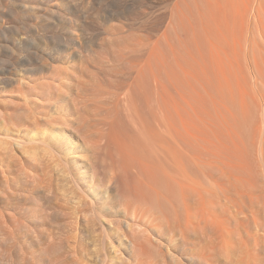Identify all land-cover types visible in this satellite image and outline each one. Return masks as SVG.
<instances>
[{
  "label": "rangeland",
  "instance_id": "obj_1",
  "mask_svg": "<svg viewBox=\"0 0 264 264\" xmlns=\"http://www.w3.org/2000/svg\"><path fill=\"white\" fill-rule=\"evenodd\" d=\"M63 1L64 2L69 1V4L72 2V0H63ZM145 1L146 0H140V1L139 0H74L73 3L75 4L76 7L73 5V3L71 5H73L75 8L78 7L77 9H74L71 12H69V11L67 12V10L61 11V14L63 13L62 16L66 15L65 16L66 18H63V21L65 20V22H63L62 20L60 21V19H61V17H59L60 14L57 17H56L57 14H54V15L51 14V15H53L54 18H56V19L59 18L57 21H59L60 23H58L54 19H51L53 17H51L50 14H49L50 16H48V14L42 16V17L46 16L47 18L50 17L48 20H47V18L45 19V17L42 18L40 15H42L44 12L42 13L41 11L39 13L36 12L37 14L34 13L35 15L41 17V18L37 17L38 22L35 20H31L33 18L30 17L31 15L28 14V18H27L28 21L30 20L31 22L34 21L36 23H39V25L37 24V26H36V23H33V22L31 23L30 21L29 22L27 21L29 24L31 23L30 25L36 26V28L38 30H40V29L42 30L43 28H45L44 31H48V34H47V32L44 33L43 30L41 32L39 31L40 32L39 36H40V34L42 35V37L49 35V37L47 36V38H52V36H51L52 34H49V33H53V37L54 36L57 37V35H58V37L60 36L62 38V36H64V37H68L69 39L72 37H76L75 38L76 44L74 41L73 43H70L69 47L70 46L73 47V52L78 51V49L81 48L82 52L84 51V53H83L82 57H77L79 59H77L76 57H73L74 59L75 58L76 59L73 60V58H72V61L70 60L69 63H66L68 61L63 60V59L53 60L54 59L53 54H51V56H50L49 53H46V54L43 53L44 54V55L42 54L43 58L45 57L48 62L46 61L47 62L46 63L44 60H42L44 62L42 63V61H41V63L43 65L45 63L47 65H53L50 68V69L53 68V70H48L49 72L46 71L47 72L46 75H45V73H43L47 77H45L43 74L38 75V76L27 75V92L21 93V92H19V89L16 86H14L13 88L12 87L7 88L4 93L3 92L0 93V110H2L3 113H5V118H6L4 125H2L0 123V130L7 129V128L11 129V130L13 129L12 134L13 135L15 134L14 136H18V137L20 136L22 139L26 140V142H27V155H26L27 158L25 157L26 160L24 161V164H26L25 167L27 166L26 167L27 171H25L27 175H25V172L20 171V167H18V165L16 163H14V162L18 161V155L14 156L10 152L11 150L9 148H7L8 146H1L0 145V159L4 160L3 164L5 165V168H6L5 169L6 171H4L6 173L5 178H2V176H0V211L1 212L5 211V213L3 212V214H5L4 218L5 217L7 218V216L9 217V215L12 214L11 213L12 210L10 208V205L14 204L13 206L14 207L16 206V208H17L16 213H18V215L15 213L13 215L16 216L15 218L22 217L19 219H20V222L22 221L21 225L23 227H21V225L18 226V228L21 227L20 230H18L19 231L18 233L20 235V236L19 235L18 236H19V238H21V240H23L24 246H26V249L25 248L24 249H25V254L27 255L26 261H23L22 259H24V256H23L24 252L19 253L20 251H22L21 249H20V251L19 250L17 251V248L12 247L11 249L15 250V252L14 251L12 252V255L14 257L13 258V264H26V263L28 264L29 262H31L33 264H49L48 258H50V257L51 258L53 257L52 258L53 260L51 258L50 259L54 262H56V260H57L58 264H69V263L70 264H72V263L73 264H136L135 263L136 261L133 260L134 258L132 257L133 255L131 253L132 252L131 246H132V243L136 242V239L138 241L139 238L137 236L134 237L135 234L137 233L134 229H132V230H134L136 233L135 234L132 233V235L134 234V236H132V238L134 237L136 239L135 240L133 239L134 241H132V238H130L131 237V232H130L131 230L130 229L134 228L133 227L134 222L131 221L132 218H131V216H129L130 214H128V212L126 214V212H125V210H127L126 209L127 205H129L131 207L135 206V208L137 206V209L139 210V207H141L142 205L143 206L145 205V204L140 205V202L144 203L142 198H146L147 196H151V195L153 196L154 192L153 191L151 192V190H149L147 188V186L145 185L146 180L148 178H150L152 180V182L155 181L153 183L151 182L150 179H148V181H147L149 184L150 183H151V185L153 184L154 187H155L154 184H156V185H157V183L162 184V182L158 180L159 178H157V176H156V179L154 178L155 180H153V177H155L154 173L152 175L153 170H155V171L159 170L160 171L161 170L160 166L161 167L166 166L167 168L164 167L162 169L163 171H172V170L173 171H181L183 166L187 165L186 161H188V160H187V158H185V156H184L185 160H183L184 162L182 161L183 156L181 155L182 158L178 157V155H179L178 153H177L178 155L175 154V155H172V157H171V155L168 157L169 154L167 155L166 152H164V151L162 152V149L158 146L159 144L164 143L161 140V138L157 136V133L160 132L159 131L160 128L158 127L159 126V122H158L159 120H157L158 126H156V127H157L158 131H156V127L153 126L154 125L153 122H154V120H156L157 117L154 116L155 114L153 112V109H152V114H151L150 110H148L149 108H146L147 107L145 105L146 100H145V102H144V100L140 101L141 97H142V99H143V97L145 98L144 95H140V96L137 95L135 97V99L133 98L132 101L134 102V101H136V99H139L140 102L139 101H138L139 103L134 102L135 104H137L134 107H122V110L121 109L118 110L119 113H117V111L115 113V111L111 110V108L108 107L107 105H105L107 107V108L106 107L105 108L107 110L108 109L110 110V111L108 110L109 113L107 111L105 113L101 112V111H103L101 108H104L103 107L104 104L102 106V103L108 102L111 99L109 97H112V95L117 91L123 93L122 89L126 86V84L128 86L129 82H127V81H128V78L132 74V73L130 74L129 71L134 72L136 70V68L134 70L133 66L139 63L137 58L136 59L134 58V60L132 59L134 62H132V60H130L131 63H133L134 65L130 64L129 63L130 61L129 62L127 61L128 57L126 54L129 55L131 53L130 51L131 50L133 51V49H134V51H136L140 55V57H138V58L141 59V57H142L141 56L142 53L141 52H140L141 54L139 53L140 50H137L138 48L136 46H139V48H141V51H142V47L139 44H137V42L138 41H139L138 43H140V42L143 43L146 41L148 42L147 38L149 36V33L145 32V31H138L140 29H137V28H140V26H141L140 25L141 24L140 19H142V17L145 18L146 13H147L148 17H146V18L149 19V21H150V19H153V20H151L152 24H156L162 20L161 17H162V14L164 12L163 11L164 10L163 9V7H164L163 1L164 0H161L162 3L160 2V0H147L146 2ZM149 1L154 3L153 5H154V8L156 7V9H154V8L152 9L153 6L150 7L149 4H151V3ZM147 2H149V3H147ZM159 3L162 5V7ZM27 4H28V8H29V5H30L29 2ZM51 4L55 5L54 2H52ZM53 5H50V6H53ZM139 5H141V6H139ZM31 7H33V6L30 5L29 9H32ZM159 7H160V9H159ZM79 8H81V9H79ZM95 8L96 9L99 8L98 11L99 10L100 11L96 12ZM150 9H152V10H150ZM161 9H162V11H161ZM116 11H117V14L115 13ZM121 11L124 13H118ZM150 11H151V13L149 14L148 12H150ZM153 11L155 13L157 12L156 15L154 14ZM95 12L99 13L98 15L100 17L98 15H96ZM144 12H145V16L143 15ZM77 13H79L80 15ZM81 13H82V16H81ZM91 13H92V17H91ZM76 14H77V16H76ZM118 14H124L126 19L128 18L129 20H122L121 18H119L117 16ZM125 14L126 15L128 14L127 15L128 17ZM133 14H134V16H133ZM67 15H69L70 17ZM139 15L141 17H139ZM73 16L75 17V19ZM97 16H98V20H99V25H98V29L96 31L89 30L88 32H84L83 30H81L84 26V23H86V22L89 23L90 21L92 22L93 19ZM29 17L31 19H29ZM72 17H73L74 21H76V24H77L74 27L75 29L71 30V32H73L75 35L74 34L71 35L72 33H70V35L68 34V32H70V30L67 27L69 24V22H68L69 20H67V19L73 20ZM116 17L119 19H117ZM136 17H138V18H136ZM111 18H112V20L116 19L117 21L115 20L116 22L115 21L112 22ZM86 19H87V21H86ZM132 19H134V20H132ZM137 19H138V22H137ZM52 20H54L53 22L55 24L52 22ZM81 20H83V21H81ZM120 20H122V21H120ZM132 21H134V22L136 21L135 22L136 24ZM141 21H144V20H141ZM151 21H150V23H151ZM61 22H63L62 23L63 26H60ZM56 23H58V25ZM127 23H131L130 25H132V23H133V25H132V26H134L133 29L134 30L137 29V30L134 31L133 29H130L128 27ZM55 25H57V26H55ZM136 25H137V27H136ZM41 26H43V27L41 28ZM52 27H54V28L56 27L55 28L56 31L59 30V28H61L63 31L61 29L59 31H61L62 33L64 32V33L62 34L59 31L55 32V29ZM57 27H59V28L57 29ZM62 27L67 31V33H65L66 31H64V29ZM29 28L30 29H27V30H29L27 32L32 33V28L30 26H29ZM73 30H75V31H73ZM49 31H52V32H49ZM42 32L44 34H47V35L42 34ZM31 33H28V34L30 35ZM66 34H68V35H66ZM29 35H27L28 40L30 37ZM35 35L31 34V36H34V37L38 36V34H35ZM61 38L59 40H60V43L62 42V44H63L62 46L64 47V48H59L61 50V54L62 53L67 54V52H68V54L73 53L72 48L71 47L69 48L66 46L67 45L65 43L66 40L61 41ZM78 42H79V45H78ZM56 43L59 45L58 47L61 46V44H59V42H56ZM132 43H136V44H134L136 46H134ZM129 45L132 48L134 46V48L133 49L130 48ZM126 47H128L130 49V51L128 50V48L126 50L125 49ZM68 48L71 50V52H69ZM135 48H137V49L135 50ZM81 49H79L80 50L79 52H81ZM31 52H32V54L34 53L33 50H31ZM31 52L30 51L27 52V56H31L32 54H29ZM133 53L134 52H132L130 54L131 58L138 55V54L136 55L134 53V55H135L134 56ZM72 56H74V55H72ZM51 57H53V58H51ZM29 58L30 57H27V61L31 60ZM31 58H32V61L35 58L34 62H38L35 55H34V58H33V55L31 56ZM49 58H51V59H49ZM140 59H139V61H140ZM128 60H129V58H128ZM141 60H143V58ZM129 67H130V69L133 68V70L132 69L130 70ZM127 72L129 73V75L127 74ZM125 74H127V78H125V76H124ZM42 75L45 77V79ZM50 75H52V76L50 77ZM39 76H41V77H39ZM39 78L40 79L42 78V80H40ZM46 78H49V79H46ZM49 80H50V82H49ZM123 80L124 81L127 80V81H125V83H124ZM119 81H122L123 85L121 82L119 83ZM46 82H48L50 85L52 84V87ZM54 83H56V84L54 85ZM46 84L49 86H46ZM59 84H60V86H59ZM116 85L118 87L120 85L121 86L120 88H122V89L120 90V88H119V90H118L117 89L118 87ZM44 86H46V87L44 88ZM116 89H117V91H116ZM112 92H114V93L110 94ZM107 93H108V95H107ZM22 96H27V111H26L27 117L25 114H23L24 111L22 110V106H21L23 104L21 102ZM33 99H35V100H33ZM107 99H109V100H107ZM146 99H147V97H146ZM105 108H104V111L106 110ZM134 109H137V110H134ZM112 111H114V112H112ZM106 113L111 114V116L109 115L107 117ZM112 113H113V115H112ZM136 113H138V115ZM99 114L103 115V118H104V115L106 114L105 117H107V120L104 118L105 121H108V118L114 120V121L109 120L110 122L111 121L113 122L114 126L113 125L112 126L114 129L112 128V126H110V128H109V126H107L108 124L111 125L112 122L110 124L109 121H108L109 122L108 123V122H103L104 120L103 121L101 120L104 123L106 128L108 127L110 130L113 129V132H112V131H109L108 128H107L108 131L106 128H104V129H106L105 131H107V133L112 134L115 132V134H112L113 135L112 137H111V135H109V134L107 135L104 132L100 133L101 131H104V129L101 130L102 128H100V125H99V124L103 125V123H100L101 122L100 119H102V116H99L100 119H95V117L98 118ZM59 115H61V116H59ZM62 115H64V118L62 117ZM95 115H97V116H95ZM151 115L153 116V119H154V117H156V118L154 120L151 119L152 118V117H150ZM139 116L143 118L144 124H145V121L146 122L150 121L149 123H146V124H148V126H149V124H151V125L153 124L152 129L155 128L154 132L152 131V133H151L150 132L151 129L149 127H148L149 129L148 128L145 129V127L147 125L146 124H145L146 126L143 125V122H142V120H140ZM50 117L52 119H50ZM60 118H63L64 120L60 119ZM57 119L58 120L60 119V120L58 121ZM150 119L152 120V122ZM97 121L98 122L100 121V122L98 123ZM122 121H123V123H121ZM105 123H108V124L106 125ZM116 123H117V126L120 123L122 124V126H120L121 125L120 124L119 127H117ZM155 123H156V121H155ZM243 124H245V123H243ZM243 124H241L242 125L241 129H245V127L247 128V126L250 127L248 123L245 124V125H247L245 127H243ZM5 126H6V128H5ZM126 126L128 128L129 127L130 128L128 129ZM98 127L100 128V132H99ZM125 128H127V129H125ZM24 129H26V130H24ZM241 129H239L240 135L245 133L244 131L242 133ZM31 130H33V132H30ZM125 130H127V131H125ZM146 130L147 131L149 130L150 133L147 132ZM116 131H118V132L116 133ZM246 131H247V133H245V134L248 135L249 134L248 131H250V129L249 130L246 129ZM119 132H120V135H117V134H119ZM124 132H126V133H124ZM155 132H156V135L154 136ZM43 133H46V135ZM70 133H76L79 136L78 143L75 145V147H77L76 150H75L74 146L73 147L70 146L71 140H70V138H68V134H70ZM143 133L146 136H143L142 135ZM103 134L107 135L106 138L109 136L108 137L109 140H108V138L106 140V138L104 137ZM127 134H128V136H129V134H131L129 136V138L130 137H132V138H130V139L127 138ZM149 134H151V135H149ZM245 134L241 135L242 136L241 138H245ZM55 135H60L61 139H54ZM101 135H103V137H102L103 140H102V138H99V137H101ZM121 135H123L122 139H121V137L118 138V136H121ZM148 135H149L150 139L148 141H146L145 138H143V137H148ZM114 136H116V137H114ZM125 136H126V139H124ZM138 137L143 139L142 143H140V145H138V142H137L138 140L135 139ZM152 137L153 138L158 137V139H160L161 141L160 142H158L159 140H157V142H154L153 140L151 141ZM112 138L115 139V141ZM245 139L244 140L242 139L243 142L244 141L248 142L249 138L246 137ZM118 140L119 141L121 140V141L119 142ZM125 140L126 141L129 140L128 143L125 142ZM130 140H132V141L130 142ZM106 141L107 142L110 141L111 143L110 142L107 143ZM120 143H122L123 146H121ZM157 143H159L157 145V147L159 149L156 147ZM178 143H180V142H178ZM178 143H174V144L176 146H178ZM248 143L250 144V141ZM125 144H126V147H125ZM135 144H136V146H135ZM145 144H146V146H145ZM169 144H172L171 146L175 147V145L172 142H170ZM243 144L245 145V142ZM131 145H133V146H131ZM246 145H248V144H246ZM120 146L124 147L125 150L126 149H128V150L130 149V150L125 151L124 148L119 149ZM181 146H183V144H181ZM130 147H133L134 150H132V148H130ZM151 147H152V149H151ZM144 148H147L148 150H150L151 155L149 154V156L153 155L152 158L153 159L155 158V160H157L154 164L151 162L152 160L147 161L148 160L147 156H148L149 151L148 150L146 151V149H144ZM175 148H177V147H175ZM179 148H181L180 145L178 146V148L175 152H178L182 149L181 148L180 150H178ZM190 148L191 147L188 148V151H186V149H185L186 152L185 151L184 152L186 153V155H187V152H189V150L194 149V146H192L191 149ZM249 148H251V147H249ZM118 149L119 150L123 149L122 154L125 152L124 153L125 156L129 155L130 151L132 150L131 154L129 156H126V157H129L127 159L130 162L133 160L132 163H135V161H134L135 157H136L135 160H137L138 159L137 157L141 155L142 156V157H140L141 159L139 158L138 160L144 161V163L142 162V164H140L141 163V161H140V163H138L136 165V168L131 167L130 165L133 166V164L129 163V161H127L128 163L125 162L126 158L124 157V155H122L123 158H122V156H120L121 151L119 152ZM251 149L249 150L248 154H250V155L252 154L253 156L257 157V154L254 155V153H253L254 149H252L253 150L252 152H251ZM183 150L184 149H182V152H183ZM194 150H195V152H197L198 150L199 151L197 153H195ZM194 150H193V152L195 154L191 153V152H189L188 154L190 156V153H191V156L193 155V159L200 160V163H199V161L195 162L192 159L194 163H190V162H192V160H191V161H188V164H190V165L192 164L191 169L193 168V166L197 162L199 165L196 164L197 167L194 166L196 168H193L192 171H191V169H188V167H190V166L187 165V167L184 168L182 171H185L187 169V171H189V173L192 172L191 174H189V176L191 175L190 176L191 178H196L197 173H195L194 171H196L197 168H199L201 164L204 165V164H206L205 162H208L209 165L212 167H209L207 164V165H205V168H204V166H201L199 169H201V168L208 169L209 168L208 170H205L207 173V174L206 173L205 174L208 175L209 172H207V171L210 170L212 175L214 173V175H215L214 177L215 178L217 177L216 181L221 180V179H218V176L220 178L221 174L218 175L217 172H213V171H217V169H219V168L222 169L219 171H225V168H223L220 165H219L220 166L219 167L218 163H214V162H212V160L210 161L209 160L210 157H209V155L207 156V153L200 151V149H194ZM73 152H75V153H73ZM127 152H129V154H126ZM199 152H201L200 153L201 155L200 154L198 155ZM204 153L207 156V157L205 156L206 159L202 158V155ZM114 154H115V156H114ZM181 154H184V153H181ZM248 154H247V163L249 161L248 166H251V164L254 161L257 162L258 160L255 157H252L250 155L249 156L251 159L248 158L249 157ZM155 155H156V157H155ZM133 156H135V157L133 158ZM143 156L144 157L146 156L145 158H147V159L144 160ZM173 156H176L177 159L178 158L181 159L180 165L178 163V165H179L178 168H176L177 167L176 166L177 161H176V163L174 162V160H177V159H175L176 157H173ZM197 156H198V158H197ZM109 157H113V158H111V160H110ZM114 157H116V159ZM186 157H188V155ZM199 157H201V158H199ZM260 157H257V158L259 159ZM104 158H106V160H107L105 163H104V161H105ZM118 158H120L121 161L124 159L123 160L124 163H122L120 161V163L123 164L122 165L123 168L121 166L119 167L120 164H119ZM169 158L170 159L173 158V160L172 159L170 160ZM207 158H208V161H207ZM262 158H263V161H262V159H260V160H261V162H264V156ZM100 159L102 160V163H103L102 164L103 166H101V168H103V169H100L98 167L99 165H101V164H99V162L101 161ZM113 160H115V161L117 160L118 165ZM162 160H165V162ZM202 160H203V162H201ZM252 160H253V162H252ZM260 160L258 161V163H254V165L253 164L252 165L253 166H255L256 164L259 165ZM145 161H146V163L151 162L149 165H154L156 167L159 165L160 166L157 167L158 169H155V167L153 166V170H151L152 166L150 168L148 163L145 165ZM166 161H168L171 165H169L168 162L166 163ZM172 161L175 163L176 167H174V165H173L174 163ZM179 161L180 160H178V162ZM97 162H98V166L96 164ZM110 162L114 163V164H112L113 166L117 165L119 167V169L120 168H122L123 170L125 169L126 170V171L124 170L125 172H127V166L125 165V164H127V165H129L128 171H130V168H131L130 172H132L133 171L132 168L133 169L135 168L134 173L132 175L127 176L126 174H128V172L125 173L121 169L125 173L124 174L121 170L119 171V169L109 165V164H111ZM153 162H154V160H153ZM157 162H159L158 163L159 165L158 164L155 165ZM161 162H162V165H161ZM82 163H87L88 168H89L88 169L89 175L92 174L91 176H89V175L85 176L86 175L85 170L81 166ZM115 163H116V165H115ZM181 163L183 164L182 166H181ZM212 163L215 166L212 165ZM106 164H107V168H105ZM167 164L169 166H167ZM262 164L263 163H261L259 165V168H258L259 171L262 172V174H260V175L257 172L258 169L256 167L255 168L257 170L253 166L250 167L252 169H249V167H248L249 171L251 170V171H253V173H255V172L258 173V175L255 174V176L257 175V177L256 178L254 177L255 178L254 180L256 182L258 181L257 183L259 184V185H257V183L252 179V181H254V183H252L254 186L252 188H250L252 193L250 190L247 189L248 196L245 195V193L247 191L246 192L244 191L245 188H243V186L242 187L239 186V187H241L239 190H241V191L243 190L242 191L243 193L241 191H240L241 192L240 193L238 191L237 187H236L237 189L236 190L234 189V191H233V188L235 186L232 188V185L238 184V182L236 180H235V183L233 182L234 181L233 178H232L233 181H231V180L227 181L229 187L226 185L225 188L228 187L229 189L227 188V189H225V191L230 190V187H231L232 193L234 192L233 194L231 193L232 197L236 193V195H238V197L242 198V199L238 198L235 195L234 196V197H236V198H234L235 201L234 200H231V201L236 203V200H237V202H240V203H238V205L239 204L241 205V201L242 200L244 201L245 200L244 198H246V197L249 198V200L251 197V200H252L254 198L253 196H255V193L253 190H255L258 186H259L258 188H260V186H261L263 193L261 192L260 189L259 190L257 189L258 191L255 190V192H257L256 197H255V199L257 198L256 199L257 205L259 204L258 202H260V204H261L262 199L259 197H261V195H262V197L264 199V177H262V176H264V174H263L264 173V167L262 168V166H264V165H262ZM90 165L95 166V167H92V168H95V169H93L95 172L92 170ZM140 165H144L143 167L145 169H142L143 168L142 167L140 170L139 169L141 167ZM147 165L149 166L150 169H148ZM96 166L98 167V170H97ZM146 166H147V169H146ZM170 166H173V168L171 167L172 168L171 169ZM180 166H181V168H180ZM217 167H219V168H217ZM177 169H179V170H177ZM102 170H105V171H102ZM137 170H139L140 172L143 170L141 173H143L144 175H142L139 172V174H141V175H139L140 179H139V176L138 177L136 176L137 178H135V175H138ZM145 170H147L149 172L144 173ZM198 170H197V172H198ZM201 170H199V172ZM254 170H255V172H254ZM117 171L122 172V173H120L122 176V178L120 176V181H119V176H118L119 174L117 175L118 180L116 179ZM150 171H152V172H150ZM205 171L203 170L202 173L204 174ZM110 172H114V173H111L112 176L110 175ZM193 172H194V174H193ZM150 173L152 176L147 175ZM123 174H124V177L126 175L127 180H123L124 179ZM192 174H193V177H192ZM203 174L198 175L199 177L201 176L200 179H202ZM133 175H134V177H133ZM88 176L92 177V178L95 176L93 179L94 181L92 182L91 181L92 179L89 180L90 178ZM142 176H145V177H142ZM111 177H113V178H111ZM260 177H262V178H260ZM130 178L132 180L134 178L133 181H135V184L133 183L132 180H130L132 182L129 181ZM142 178L144 180L141 181ZM257 178H259V180H257ZM137 179H139V180H137ZM196 179L199 180L198 177ZM205 179L207 180V178H205ZM121 180L130 182V183L127 182L129 185L127 183L123 182V184H125V189L123 186L119 187L120 185H123V184H121ZM117 181L119 182V184L117 183ZM137 181H141L140 185L143 181H145V184L142 183L145 186V188H143L144 186L142 185V188L144 190L142 189L143 191H141V192L138 191V193H137L138 195H140L139 193H142L141 200L143 201V202L139 201L138 205H136V203H138L136 201V198H140V196L137 197L138 195L136 194V190L139 187V186H137ZM229 181H230V183H229ZM200 182L202 184V187L204 186L203 188L210 189L209 186H211V185L209 184V182L207 183L204 180V177H203V182H202V180H200ZM231 182H232V185H230ZM131 183H132V185L134 184L133 186L131 185L132 187H134V186L137 187V189L134 187L135 190L132 189L135 192V194L137 195V196H134L135 198H132L133 197L132 194H134V192H132V190H131V188H132L130 186ZM255 183H256V185H255ZM126 184L128 186H130L129 190H131V191H129L127 189L128 186L126 187ZM239 184H241V183H239ZM158 185H160V184H158ZM162 185H161V187H162ZM122 188L124 190L127 189L129 191V193L132 192L131 198L135 199V200L130 199L129 198L130 196L129 197L127 196L128 193L125 192L126 193V195H125V193L123 191H121L124 194L123 196H125L124 198H129L128 200H131L132 202L136 201V203L133 202V204H131V202L129 201V203H128V200H127L126 201L127 205L125 206V204H126V202L124 203L125 200L123 201L121 199V198H123V197H121L122 194L120 192V190H123ZM140 188H141V186H140ZM155 188L158 189L159 186H158V188L157 187H155ZM145 189L149 190L150 192H148L147 194L144 193L146 191ZM161 189H163V188H161ZM166 191H167V189H166ZM166 191L164 188L163 192L168 194L169 192H166ZM213 191H216V190H213ZM225 191H224V194L223 193L222 194H216V196L218 195V199L214 195L215 193H213L212 197L214 198V196H215L216 198H214V199L221 201L223 198L221 199L220 197L225 195V193H226ZM259 191L261 193H258ZM216 192L219 193L220 191L218 190ZM227 192L229 194L228 193H226V194H228V196L230 197V195H231L230 192L229 191H227ZM249 192H250V195H249ZM161 193H162V191H161ZM165 193L164 194L162 193V194L166 195ZM170 193L168 195L171 196ZM177 193H179V192H175L173 194L176 195ZM253 193H254V195H253ZM144 194H146V195H144ZM241 194L244 196V198H243V196H241ZM163 195H160L161 199H163V198H165V200L170 199L169 198L170 196L164 197ZM94 196H97L96 202L98 203L96 205L95 210L93 208L94 206L91 205V202H90L91 201L90 198H92V197L94 198ZM152 196H151L150 200H148L150 197H148V199H147V201H149L150 204L153 202V199L157 198V195H156V197H154L155 196L154 195L153 196L154 198ZM160 196H158V198L155 199L156 201H154L153 205H150L151 207L149 210H147L148 206H146V205H145V207H147V208L144 210L143 214H142V212H143L144 207H141L139 210L140 216L142 214V216L144 215V219L146 218L145 221L149 220V218H150L149 215H150V216H153V218L155 219V222H158V224H157V223L153 222L154 221L153 218H150V220H153L150 222L151 223L153 222L154 224L153 223L150 224L149 221H148L149 224L148 223L146 224L148 227H149V225L152 226L151 228L153 229V232L155 231L156 228H159V227L161 230V231H159V229H158V231H159L158 232L156 229V231H155L156 236L154 237V238H156V240L154 241V244L150 245V244H148V243L146 244V242H144L146 245H150V247L142 244L143 243L142 241H144L142 239H140L136 243L138 245V248L140 246L145 248L144 249V248L140 247V249L143 250L142 251L143 256L144 257L146 256L145 257L146 263H144V261H143L144 258L142 257L141 250L139 249L140 250L139 252L141 253L140 256L142 257L141 260L143 261V264H152V263L153 264H188L189 262H190L189 264H197V262L195 263L194 261L188 260V258L186 256L185 257L181 256L182 255L181 252L184 254L185 249H187L188 247H190V248H188V250L192 254L199 252L198 253V255H199L200 253H202L204 251L203 252L204 254H202L200 256H204L205 258H207V262L209 264L211 261H212L211 262L212 264H243L244 257L248 256L249 253H251V252L253 253V255H255V254L257 255V256H255V258L257 257L256 258L257 263L264 264V251H261L259 254L260 256H259L257 254L258 253L257 251H256V253H255V251L253 252V250H254V248H256V246L252 247L249 243L250 241L252 242V238H253L252 236H254V237H256L254 239L258 240V241L256 240L257 242L261 241L262 242L261 244H263L264 237L262 240H260L261 238L258 239V237H260V236H258V234H260V233L258 231H257V234L255 233L256 230H255L254 224L251 225L250 220L251 219H252L251 221L258 220V219H260L261 216L262 217L264 216L263 213H262V215H260L262 210L264 212V209H261L264 207L263 206L264 203H262V205L259 204L258 205V206H260V208H259L257 205H255L256 202H253L255 200L254 199L252 201V203L255 206L252 205V212L256 206H257V209H256L257 212H255V210H254V213H253L254 215H252V213L249 210V208H251L250 207L251 205L248 204L251 202H249V200L247 198H246L245 202L248 201V203L247 202L245 203L242 201L243 205L247 204L245 207L247 210H249L250 213L247 212L246 209H243L245 207H241L243 205H241V206L239 205L240 210L241 209L244 210V212H245L244 214H247V216L249 218L252 216L250 219L248 218V223H247L246 215L243 216L242 212L238 213L239 207L238 208L235 207L234 209L231 210V207H234L235 205L233 202L230 201V199H227L229 197L224 198V199H226V201L228 200V201H230L229 203L234 205V206L230 205L231 207L228 205V208H230L229 210H227L228 208L226 209L225 207L222 210H219L218 207L216 209L215 206H217L218 202L216 200H214L211 196L207 197L206 202L207 201L209 202V197H211L210 198L211 204H209L207 202V203H205V205L206 204L209 205L210 209L214 207L215 209L213 208V213L215 212V210H218V212H215V213L217 215L218 214L220 215V217H218L219 215L217 216L215 213H214L215 214L214 216L211 215V217L212 216L214 218L216 217L215 218L216 220H214L215 224H221L222 225L223 218L228 217L225 215L231 214L228 218V221H227V218L224 219V221H223L224 226L226 224L227 227L229 225V227H228L229 229L231 228L230 226H232L233 230L235 229L236 232L235 231L234 232L237 235V236L234 235V237H233V238H235V236H236V238L234 239L235 242L241 241V243L244 244L245 246H246V244L247 245L249 244L252 247L251 249H253L249 253H247L248 250H245L243 253L241 251H243L244 249H247L249 246L248 247L246 246L247 248H243L244 245L242 247L241 243L239 244L237 242L239 245H237L235 242H234L235 244L229 243V242H232L230 239H233L230 235L233 231L230 229L228 231L230 233H228V234L231 238L227 235V239H226L229 246L231 247L230 251L232 250V252H233V249H237V248H234V246L236 247V245H237V247L241 246L242 249L238 248V250L234 251L235 253L234 252L231 253L230 251H227L226 255H225L224 254L225 252H223L222 250L219 249V247L216 244V242L214 241V239H213V242L211 243L212 240L210 239V237H211L210 234H207L202 230V232H204V233H203V235H201L202 232H200V230L202 228H201L200 224H198L197 222H193V220H192V219H198V218L194 217L195 212H193V215L191 217H189L187 214V211L184 210V212H183V210H182L183 208L179 207V206H181L182 203H181V201H178L177 198H179V200H180V197L176 198V196H175L176 199L174 202H176V200H177L178 205H179V203H181L179 206H177V204L175 203L176 204L175 208L176 207L180 208L181 210H179V212L187 214L185 216L186 219L183 216L185 214L176 215V213L178 212V209L177 208L175 209L173 207V205H175V204L172 203L173 205L171 206V208H173V209L170 208V206H169V204L171 203L170 200L168 201V203H166V204H168L166 208L169 207L168 208L169 210L167 209L168 210V212H167L168 217L165 216L166 210H163V212L165 214L164 213L161 214L162 209L165 208L163 205H166L165 202H167V200L164 203L161 201L162 202V209H161V206L159 208L158 206L161 205V202L158 201V199H160ZM177 196H179V194ZM237 198L239 200L240 199L241 200L238 201ZM108 199L111 203L108 201ZM171 199H172V197H171ZM219 199H221V200H219ZM259 199H261V200H259ZM195 201L197 203V201H199V199L195 200ZM212 201H213V203L216 202V204L213 205ZM226 201L224 200L223 204H226L225 203ZM194 202H192V203H194ZM145 203H147V202H145ZM149 203H147V204L149 205ZM122 204L124 205L125 209L123 208ZM157 204H159V205L157 206ZM201 204L202 203H200V201L197 204L194 203V205H197V208L196 207L194 208V210L196 209V212L201 208ZM218 204L220 205L222 203L219 202ZM223 204H222V206H224ZM227 204L225 206H227ZM194 205H192V208ZM211 205H213V207H211ZM238 205H236V206H238ZM7 206H9V208ZM156 206L159 209H161L160 212H159V209H156L157 208ZM222 206H221V208H222ZM247 206H249V207H247ZM153 207H155V208L152 209V212H151V208H153ZM206 207H208V206H206ZM6 208H8V209H6ZM209 208H207V210ZM258 208L260 209L259 210L260 214L258 212ZM155 209L157 210V212H156L157 215L154 214ZM235 209H237L238 212ZM6 210L8 212V215H6V213H7ZM141 210H142V212H141ZM174 210H175V213H174ZM225 210H226V213H225ZM233 210H235V212H233ZM1 212H0V214H1ZM229 212H233V213H235V215L233 213H229ZM146 213L148 214L147 217H146ZM221 213H223V214L221 215ZM257 213L259 215H257ZM158 214H160V216L162 218L165 216L163 221L162 220H161V222H159L160 220L158 221V218H159ZM255 214L258 217H254ZM154 215H156V218ZM178 216L180 219L179 221H177L178 218H176ZM180 216H182V218L184 217L185 220H182ZM235 216H236V218H234ZM239 216H243L244 218L241 217L243 220L241 221L239 219V220L235 221L236 219L239 218ZM192 217H194V218H192ZM262 217L260 219L261 221L258 220L259 222L264 221V220H262L264 217L263 218ZM147 218H148V220H147ZM162 218H159V219H162ZM173 218H175L176 221ZM219 218L221 219L220 221H218ZM254 218H258V219H254ZM189 219H191L192 221ZM181 220L184 221L185 223L182 224L183 222L181 223L180 222ZM244 220H245V223H243V224H246V228L243 224H241L243 226L240 227V229H238L239 226H241L240 223H242ZM6 221L9 223L5 222V224L10 225V220L6 219ZM189 221H190V223H188ZM234 221L236 224L238 223V221H240L239 225L236 226ZM191 222H193L192 224L197 223V226L195 224L192 226ZM1 223H2V221H1ZM126 223H128V224H126ZM177 223H179V224H177ZM180 223H181V227L185 226V228H186L185 233L183 231V228L179 227ZM129 224L131 226L133 224V226L132 227L130 226L131 227L130 228L128 226ZM188 224H190L192 226L193 230L191 228H189L190 226ZM248 224H250V226H249L250 228H252L251 226H253L254 229H252L253 230L252 232L255 233L256 235L252 234V236H251V233L249 232L251 229L248 228ZM2 225L3 224H0V227ZM11 225H13V224H11ZM153 225H155L154 226L155 228H153ZM233 225H234V228H233ZM195 226H196V228H195ZM198 226H200V229L197 228ZM235 226L237 228H235ZM16 228H17V224H16ZM178 228H179V230H181V229L182 230L179 232ZM241 228H245L244 229L245 234L247 232L246 236H244L245 234L243 233V230ZM3 229H4V227L2 228V230ZM197 229H199V230H197ZM248 229H250V230H248ZM2 230H0L1 231L0 236H2L1 234L4 233V230H3V232H2ZM189 230L191 232L192 231H195V232L197 231V232L191 233ZM239 230H241V231L239 232ZM187 231H188V233L189 232L191 233V237L187 233ZM238 232L241 234H239ZM180 233L181 234L183 233L184 237ZM193 233L195 235H193ZM157 234H158V236H157ZM177 234H180L179 237ZM186 234H188V235H186ZM196 234H199L201 237L196 236ZM242 234H244L243 237H241L242 240H240V239L237 240L238 239L237 237H239L238 235L241 236ZM249 234H250V236H249ZM208 235H210V237H208ZM185 236H188V237H185ZM182 237L184 239L191 241V242L188 243V241H185V240H184V242H182V240H183ZM228 237H229V239H228ZM245 237H246V239L249 240L248 243H246V244L243 243V241L247 242ZM22 238H24V239H22ZM157 240H160V241H157ZM209 240H211V241H209ZM140 242L142 245L139 246ZM185 242H187V244H189L190 246L187 245ZM253 242H255V241H253ZM253 242L251 243L252 245L257 244V242H255V243H253ZM180 243L181 244L184 243L186 246L184 244H182V246H181ZM210 243H211V245H210ZM231 244H233V245H231ZM151 246L153 248H151ZM207 246H208V248H207ZM179 247L182 248L184 251L182 249H180ZM114 248H116V249L114 250ZM204 248H207V249L204 250ZM215 248H218L221 252H223L222 253L223 255L220 254L221 252L220 251L218 252V250H217V251H215L217 256H215L214 259H212V256H214L215 253L212 256H210V255L212 254L211 252H213V249H215ZM168 249H170L171 252ZM145 250H146V253H145L146 255H144ZM228 250H229V248H228ZM208 251H209V253H208ZM51 253H52V255H51ZM170 253H171V255H172V253H174V254L176 253V259L171 258L172 256L170 257V255H169ZM206 253L209 255L207 256ZM245 253L248 255H246ZM49 255H50V257H49ZM195 255H197V253ZM178 256L181 257L183 261ZM215 258H216V260H215ZM259 258H261V260ZM149 259L152 260V262L147 261ZM178 259L180 260V262ZM175 260H177V261H175ZM245 260H247V259H245ZM245 260H244V262H245ZM15 261H16V263H15ZM142 261H139V262L142 264ZM57 263H54V264H57ZM247 263H245V264H247Z\"/></svg>",
  "mask_w": 264,
  "mask_h": 264
},
{
  "label": "bare ground",
  "instance_id": "obj_2",
  "mask_svg": "<svg viewBox=\"0 0 264 264\" xmlns=\"http://www.w3.org/2000/svg\"><path fill=\"white\" fill-rule=\"evenodd\" d=\"M27 1L28 0H0V93H2V92L4 93L7 88H9V87L13 88L14 86H16L19 89V92H21V93L22 92H27V75L38 76V75H41L43 73H45V75H46V73H47L46 71L53 70V68L50 69L53 65H47L46 64L48 61H47V59L45 57L44 58L46 60L43 58V56H42L43 53H45V54L49 53L50 56H51V54H53L54 55V59L53 60H55V59H57V60H59V59L67 60L68 62H66V63H69L70 60L72 61L73 57H76V58L77 57H82V55L84 53V51L82 52L81 48H79V49H81V52H79L80 51L79 49H78V51L73 52V47L70 46L72 48V52L73 53H69L68 54V52H67V54H63V53L61 54V50L59 48H64L62 46L63 45L62 42L60 43V40H59L61 37L60 36L58 37V35H57V37H55V36L53 37V33H49V34H52L51 35L52 38H47V36L49 37V35H47L48 31H44L45 28H43L42 30L44 31V33L47 32V34H44L43 32H42V34L47 35V36L43 35L44 37H42L41 34L39 36V33L42 31L41 29L38 30L36 28L37 24L39 25V23H36V22L32 21L33 23H36V26H32V25H30L32 22L29 20L31 22L29 24L28 23L29 21L27 20L28 14L31 15L30 17L33 18V19H31L29 17V19L35 20V21H37V17L41 18L43 15H47L48 14V16H50L51 14H53V15L57 14L56 15V17H57L60 14L61 15V16L59 15V17H61L60 21L61 20L63 21V18H66L65 17L66 15L62 16L63 13L61 14V11L67 10V12L68 11L71 12L72 10L78 8V7L75 8L76 6L73 3L74 0H72V2L70 1L71 2L70 4H69V1H65L64 2L63 0H29L28 1L29 4L33 6V7H31L32 9H29L30 5H29V8H28V4H27L28 2ZM52 2H54L55 5L51 4ZM149 2L151 3V4H149L150 7L153 6L152 7V9H153L154 8V5H153L154 3H152L151 1H149ZM149 2H147V3H149ZM160 2H161V0H160ZM72 3H73V5L75 7L73 5H71ZM50 5H53V6H50ZM139 6H141V5H139ZM163 6H164L163 7V9H164L163 11L164 12H163L162 17H161L162 20L160 22H158L156 24H152L151 20H153V19H150V21H151V23H150L149 19L146 18V17H148V14L146 13V16H145V12L143 14L145 16V18L142 17V19H140V22H141L140 25L141 26H140V28H137V29H140L138 31H145V32L149 33V36L147 38L148 42L147 41H146L147 43L146 42L138 43L139 41L137 42V44H139L142 47V51H141V48H139V46L134 45L136 43H132V44L138 48V49L135 48V50L136 49L140 50L139 53L140 52L142 53L141 59L143 58V60L138 58V57H140V55L136 51H134V49H133L134 46L132 48L129 45L130 48L133 49V51L132 50L130 51V49L128 47L125 48L126 50L128 48V50L131 53L132 52H134V53L136 52L135 54L136 55L138 54L137 56H135L134 53H133V55L135 57L131 58V55H130L131 53L129 52L130 56L128 54H126L127 57L129 58V60L127 58V61L129 62L130 60H132V59L134 60V58L135 59L137 58V60L139 62V63L137 62L138 64H136V65L131 63V61L129 62L130 64H133L135 66L134 67L132 65L134 70H135V68H136V70L134 72L128 70L130 72V74L132 73L130 77L128 76L129 77L128 81L125 80V81L129 82L128 86L126 84V86H125L126 88L124 87L122 89V88H120L121 84L119 85V87L116 85L118 87L117 89L118 90H119V88H120V90L122 89L123 93L117 91V89H116L117 92H115L113 90L115 93L114 92L110 93V94L114 93L112 95V97H109L111 99L110 100L107 99V100H109L108 102H105V103L101 102V103H102V106L104 104V106H103L104 108L106 107L105 105H107L108 107L111 108V110H114L115 113H116V111H117V113H119L118 110H120V109L122 110V107H134L135 105H137L135 103H139L142 100H144V102H145V100H146V102H145L146 104L145 105L147 107L146 106L145 107L149 108L148 110H150L151 114H152V109H153V112L155 114L154 116L157 117V118L154 117V119L156 118V120H154L153 116L152 115L150 116V117H152L151 119L154 120V122H153L154 125L153 124L152 125L155 126V127L158 126L157 120H159L158 121L159 122V126L158 127L160 128V130H159L160 132L157 133V136L160 137L161 140L164 142L163 144L157 143L156 147L159 144L158 146L162 149V152L164 151V152L167 153V155L169 154L168 157L170 155L172 157V155H175V154L178 153L180 155L179 156L177 154L178 157L182 158V156H183L182 161L185 160L184 156H185V158H187L188 161H191L193 159V155L191 156V153L195 152L194 149H200V151H203V152L207 153V156L209 155V157L211 158L210 159L208 157L210 161L212 160V162L218 163V166L220 165L223 168H225V171H219V170H222V169L219 168L220 167L219 166V167H217V168H219V169H217V171H213V172H217L218 175L221 174L220 178L217 175L218 179H221V180H217V181H216L217 177L215 178L214 177L215 176L214 173L212 175L210 170L207 171V172H209V174L206 175L207 173H206L205 170H208L209 168L208 169H204L205 165L208 164L209 167H212V166L209 165L208 162H205L206 164H204V165H202V164L200 165V167L204 166V168H201L202 170L199 169L200 167L197 168V170L198 169L201 170L200 171L201 173L199 172V170H198V172H197V170L194 171L195 173H197L196 176L199 178V180L196 179L197 177L195 175L194 176L196 178H191L190 177L191 175L189 176V174H191L192 172L189 173V171H187V169L185 171H182L184 168L187 167V165L190 166V167H188V169H191V165L192 164L191 165L188 164V161H186L187 163L185 162L187 165H184L185 167L183 166L181 171H173V170L172 171H163L162 169L164 167H166V166L161 167L158 164L159 162H157L155 165L158 164L162 171L161 170L160 171L159 170L155 171V170H153V166L154 165H149V164L151 162L154 164L157 160H155V158L154 159L152 158L153 155L149 156L150 150H148L149 149L148 147H147L148 149L144 148V149H146V151L147 150L149 151L148 156H147L148 157L147 161H151L152 160L150 163L149 162H147V163L150 166V168L152 166L151 170H153V172L150 171V172H152V175H153V173L155 174V177H153V180H155L156 176H157V178H159L158 180L161 181L162 184L165 187L161 183H157V185L154 184L155 187H157V188L159 186V188L156 189L153 186V184L151 185V183L149 184L147 182L148 179H150V178H148L146 180V184H145V181H143L142 183H144L147 186V188L149 190H151V192L153 191L155 193V194L153 193V196L155 195L154 197H156V195H157V198H158V196L163 195L165 193V192H163L164 188H165V191L167 189L166 192H169V193L171 192L170 193L171 196L168 195L169 193L168 194L165 193L166 195H163L164 197L165 196H170L169 197L170 199L168 198L171 201V203L169 202L171 204V205L169 204L170 208H171V206L173 204H175V203L177 204V200H176V202H174V201H175V199L177 197H180V200H179V198H177V199H178V201H181V203L184 206L181 203H179V205L181 204V206H179L178 204H177V206L182 207L183 208L182 209L183 212H184V210H186L189 217H191L193 215V212H195L194 213V215H195L194 217L198 218V219H192L194 217H192L191 219L193 220V222H197L198 224H200V226L202 228L200 230V232H202V230H203L205 233L210 234L211 237H210V235H208V237H210V239L212 241L211 240H209V241H211V243H212L213 239H214V241L218 245L219 249L222 250L223 252H225L224 254L226 255V252L230 251V248H231L229 246L228 242L226 241L227 235L229 236L228 233H230L228 231L230 229L233 231V232L231 231L233 234L232 233L230 234L232 238L234 237V235H236L235 234L236 231H235V229L234 230L232 229V226H230L231 228L229 229L228 228L229 225L227 227L226 224L224 226V223H223L224 219H226V218H227V221H228V218H229V216L231 214L230 215L229 214L225 215V216H228V217L223 218L222 225L221 224H215L214 220H216L215 219L216 217L214 218L213 216L216 214L215 212H218V210H215V212H214L215 214L213 213V208H214L213 205L216 204V202L213 203V201L216 200L218 203L221 202L223 204L224 200L226 201V199H224V198L225 197L226 198L229 197L228 196L229 193L227 191H229L230 194H231L232 193L231 189L234 186L235 187L233 188V191H234V189L236 190L238 188V191L240 192L241 190H239V189L242 186H243V188L246 189V190L244 189L245 192L247 191V189L250 190V188H252L254 186L252 183H254V181H255L254 179L257 177L258 173H259V175L262 174V172L259 171V169H258L259 165L261 163H263L262 165H264V162H261V160H260V159H262V161H263L262 157L264 156V0H164L163 1ZM34 7L35 8L37 7V8L35 9ZM161 7H162V5H161ZM79 9H81V8H79ZM98 9H96V12L100 11V10L98 11ZM152 9H150V10H152ZM154 9H156V7ZM159 9H160V7H159ZM40 11L42 13L44 12L45 14L43 13L42 15H40L41 17L35 15V14H37L36 12L39 13ZM161 11H162V9H161ZM82 13H81V16H82ZM115 13L117 14V11ZM118 13H124V12L121 11V12H118ZM148 13L150 14L151 11L148 12ZM156 13L154 12L155 15H156ZM77 14H79V13H77ZM77 14H76V16H77ZM98 14L99 13H96V15H98ZM53 15H51V17H53ZM67 16H69V15H67ZM98 16L95 17L92 22L90 21L89 23H87V22L84 23V26H83V28L81 30H83L84 32H88L89 30L96 31L98 29V25H99ZM117 16L119 18H121L122 20H129L128 18L126 19L124 14H118ZM133 16H134V14H133ZM44 17H45V19L47 18L46 16H44ZM44 17H42V18H44ZM73 17H72V19H73ZM91 17H92V13H91ZM139 17H141V16L139 15ZM49 18L50 17H48L47 20ZM112 18H111V20H112ZM119 18H117V19H119ZM136 18H138V17H136ZM51 19H54V20L57 21L59 18L56 19V18L53 17ZM74 19H75V17H74ZM74 19L73 20L67 19V20H69L68 21L69 24L67 26L68 29L70 30V32H68L69 35H70V33H72L71 35L74 34L73 32H71V30L75 29L74 27H75V25H77L76 21H74ZM54 20H52V22ZM115 20L116 19L112 20V22L115 21ZM122 20H120V21H122ZM132 20H134V19H132ZM141 20H144V21H141ZM81 21H83V20H81ZM86 21H87V19H86ZM57 22L60 23L59 21H57ZM63 22H65V20ZM63 22H61L60 26H63L62 25ZM132 22H134V21H132ZM137 22H138V19H137ZM58 23H56V24L58 25ZM127 24H128V27L130 29H133V27H134V26H132L133 23H132V25H130L131 23H127ZM57 25H55V26H57ZM29 26L32 28V33L31 32H27V31H29L27 29H30ZM42 27L43 26H41V28ZM136 27H137V25H136ZM52 28H54V27H52ZM58 28L59 27H57V29ZM60 29L61 28H59V30ZM137 29H135V30H137ZM59 30H57V31H59ZM57 31L55 29V32H57ZM64 31H66V30L64 29ZM73 31H75V30H73ZM49 32H52V31H49ZM59 32H61V31H59ZM28 33H31L32 35L38 34V36L34 37V36H31V34L29 35ZM65 33H67V31ZM68 34H66V35H68ZM27 35L30 36L29 40L27 38ZM75 38L76 37H72V38L69 39L68 37L62 36L61 41H65L66 40V42H65L67 44L66 46L69 47L70 43H73L75 41ZM56 42H59V44H61V46L58 47L59 45ZM75 44H76V41H75ZM78 45H79V42H78ZM69 48H68V50H69V52H71V50ZM31 50L34 51L33 54L31 52ZM29 51L31 52L29 54H32L33 58H34V55H35V57H36L38 62H34L35 58L32 61V58H31L32 55L31 56H27V52H29ZM72 55H74V56H72ZM27 57H30L29 59H31V60L27 61ZM51 58H53V57H51ZM51 58H49V59H51ZM75 59L73 58V60H75ZM77 59H79V58H77ZM139 59H140V61H139ZM42 60H44L45 62L47 61L44 64L45 66L42 64L44 62ZM133 60H132V62H134ZM41 61H42V63H41ZM130 67H129V69H130ZM133 68H131V69L133 70ZM127 74L129 75L128 72H127ZM127 74L124 75L125 78H127ZM51 76L52 75H50V77ZM39 77H41V76H39ZM45 77H47V76H45ZM45 77H44V79H45ZM46 79H49V78H46ZM40 80H42V78ZM125 81H124V83H125ZM49 82H50V80H49ZM120 82L122 83V81H119V83ZM46 83H48V82H46ZM55 84L56 83H54V85ZM49 85L46 84V86H49ZM122 85H123V83H122ZM46 86H44V88ZM50 86L52 87V84ZM59 86H60V84H59ZM107 95H108V93H107ZM137 95H139V96L140 95H144L145 98L143 97V99H142V97H141L140 101H139V99H136L137 102L134 101L135 102L134 103L132 100H133V98L135 99V97ZM146 97H147V99H146ZM33 100H35V99H33ZM21 102L23 103V104L21 103L22 104L21 105L22 106V110L24 111L23 114H25L26 117H27V112H26L27 111V96H22ZM104 108H101L103 110L101 112H104V113L106 111L108 112L109 109L107 110L106 109L107 107H106L105 108L106 110L104 111ZM134 110H137V109H134ZM114 111H112V112H114ZM100 114L98 115V118L95 117V119H100L99 116H102V119H100V121L101 120L103 121L104 118L107 120V117L109 115L111 116V114H107L106 113L107 117H105L106 116V114H105L104 118H103V115H100ZM136 114L138 115V113H136ZM112 115H113V113H112ZM59 116H61V115H59ZM95 116H97V115H95ZM62 117L64 118V115H62ZM63 118H60V119H63ZM141 118L142 117H140V120H142L143 125H145L146 123L150 122V121L149 122L145 121V124H144V120H143V118L142 119ZM5 119H6L5 118V113H3L2 110H0V123L2 125L5 124V121H6ZM50 119H52V118L50 117ZM109 120H113V119H109L108 118V121ZM102 121L100 123L108 122V121H105V120L103 122ZM155 121H156V123H155ZM111 122H110V124H111ZM151 122H152V120H151ZM108 123H105V124L107 125ZM121 123H123V121ZM243 123H245V124L248 123L250 127H248L247 125H245ZM120 124H118V126H117V123H116V126L119 127ZM241 124H243V127L247 126V128L245 127V129H241V127H242ZM99 125H100V128H102L101 130L106 128L104 123H103V125H101V124H99ZM112 125L114 126L113 122H112L111 125L108 124L107 126H109V128H110V126H112ZM146 125H145L146 126L145 129H147L149 127L151 129L150 132L151 133H152V131L154 132L155 128L153 127L154 129H152V125L151 124H149V126H148V124H146ZM113 126H112V128H113ZM120 126H122V124ZM5 128H6V126H5ZM100 128H99V132H100ZM127 128H125V129H127ZM248 128L250 129V131H248L249 134L247 135L245 133H247L246 129L249 130ZM106 129H104V131H101L100 133L104 132L107 135L108 134L111 135V137L113 136L112 134H115V132L112 133L114 128L111 129V130L109 129V131H112L111 132L112 134L107 133L108 129H107V131H105ZM239 129H241L242 133H243V131L245 132V133H243V134H245V138L246 137L249 138V140L248 139L247 140H248V142L250 141V144L247 141H244L245 145L248 144L249 146L246 145L247 146L246 147L243 144L244 143L243 140L245 138H241L242 137L241 135H243V134H241V135L239 134ZM12 130L8 129V128L0 130V145L1 146H8L7 148H9L11 150V151L10 150L9 151L14 156L18 155V161L14 162V163H16L18 165V167H20V171L25 172V171H27V169H26L27 166L25 167L26 164H24V161L26 160L25 157L27 158V156H26L27 155V142H26V140L22 139L20 136L19 137L18 136H14L15 134L14 135L12 134ZM24 130H26V129H24ZM125 131H127V130H125ZM156 131H158L157 127H156ZM30 132H33V130H31ZM117 132L118 131H116V133ZM147 132H149V130ZM124 133H126V132H124ZM43 134L46 135V133H43ZM103 135L106 138L107 135H105V134H103ZM103 135H101V137H99V138H102ZM117 135H120V132ZM130 135L131 134H129V136ZM142 135L146 136L144 133ZM149 135H151V134H149ZM149 135H148V137H143V138H145V140L148 141L150 139ZM155 135H156V132H155L154 136ZM129 136L127 134V138H129ZM114 137H116V136H114ZM120 137L122 139L123 135L118 136V138H120ZM158 137L157 138H155V137L153 138L152 137L151 141L153 140L154 142H157V140H159L158 142H160L161 140L158 139ZM68 138H70V140H71L70 141V146L71 147H73V146L75 147V145L78 143L79 136L76 133H70V134H68ZM107 138H106V140H107ZM130 138H132V137H130ZM138 138H135V139L138 140L137 141L138 145H140V143H142L143 139H141V138L138 139ZM54 139H61V136L60 135H55ZM124 139H126V136L124 137ZM102 140H103V138H102ZM108 140H109V138H108ZM113 140L115 141V139H113ZM110 141H108V142L106 141V142L109 143ZM128 141L125 140V142H127V143H128ZM131 141L132 140H130V142ZM170 142H172L173 144L180 142L181 144H183V146L185 145L184 146L185 148H184L183 146H181L180 143H178V146L180 145L181 148L183 147L182 148V149H184L183 152H182L181 148L178 149V150L181 149L180 150L181 152L180 151L175 152L177 150L178 146H176L174 144L175 147H177V148H175V147L171 146L172 144H169ZM122 143H120L121 146H123ZM121 146L119 147V149L124 148V147H121ZM131 146H133V145H131ZM135 146H136V144H135ZM145 146H146V144H145ZM192 146H194V149H193L194 152H193V150H189V152H191L190 156L192 158L189 156V154H188L189 152H187V155L189 157L188 158V157H186L187 155H186L185 152L188 151L189 147L192 148ZM125 147H126V144H125ZM249 147L254 149V152H253L254 155L257 154V157H260V156L261 157L258 159L257 157L253 156L252 154L251 155L248 154L249 150L251 149ZM76 148L77 147H75V150H76ZM130 148H132V150H134L133 147H130ZM119 149H118V151L119 152L121 151V155L120 156L124 155V157L126 158L125 162L129 161L127 159L129 157H126V156H129L131 154L132 150L130 151V154H129V152L126 153V154H129V155L125 156V154H124L125 152L122 154V150L123 149L122 150H119ZM151 149H152V147H151ZM185 149H186V151H185ZM252 149H251V152L253 151ZM124 150H125V148H124ZM129 150L126 149L125 151H129ZM197 152H195V153H197ZM73 153H75V152H73ZM181 153H184V154H181ZM200 153L201 152H199L198 155ZM205 153L203 154L204 156L202 155L203 159L206 156ZM247 154H248V156L250 155L252 157H255L258 161L260 160L261 163L259 162V165L256 164L255 166H253L254 163H258V161L257 162L254 161L253 162V160H252V162H253L252 164L253 165L251 164V166H253L254 168L256 167L258 169L257 170L255 168L258 173L255 172V170H254L255 173H253V171H251V170L249 171V169H252V168H250L251 166H248L249 161L247 163ZM114 156H115V154H114ZM135 156H133V158ZM176 156H173V157H176ZM250 156L248 158H250ZM140 157H142V156L140 155L137 158L139 159ZM145 157L143 156L144 160L147 159ZM155 157H156V155H155ZM109 158L111 160V158H113V157H109ZM114 158L116 159V157H114ZM122 158H123V156H122ZM197 158H198V156H197ZM199 158H201V157H199ZM208 158H207V161H208ZM118 159H119V164H120L119 167L120 166L122 167L123 164L120 163V161H121L120 158H118ZM135 159H136V157H135ZM135 159H134L135 163H132L133 160L131 162L129 161V163L133 164V166L130 165L131 167H135L136 168V165L138 163H140L141 160H138V159L135 160ZM171 159L173 160V158H171ZM175 159H177V157ZM104 160L103 161L105 163L107 160H106V158H104ZM123 160L121 161L122 163H124ZM153 160H154V162H153ZM165 160H162V161L165 162ZM178 160H180V161L178 162ZM193 160L195 162L199 161V163H200V160H197V159L196 160L193 159ZM193 160L190 163H194ZM113 161H115V160H113ZM176 161H177V163H176ZM3 162H4V160L0 159V176H2V178H5L6 173L4 171H6L5 170L6 168H5V165L3 164ZM98 162L96 163L97 166H98ZM100 162H99V164H101V165H99L98 167L100 169H103V168H101V166H103L102 165L103 164L102 160ZM112 162H110L111 164H109V165L119 169V167L117 166L118 165V161L117 160L115 161L117 163V165L115 163L116 166H113L112 164H114V163H112ZM142 162L144 163V161H141L140 164H142ZM167 162L168 161H166V163ZM174 162L176 163L177 167L175 166ZM174 162H173L174 164L173 163L172 164L174 165V167L178 168L179 165H180L181 159L178 158L177 160H174ZM201 162H203V160ZM147 163L145 161V165ZM178 163H179V165H178ZM182 163H181V166L183 165ZM196 164L199 165L198 162ZM196 164L194 166H196ZM125 165L127 166V172H128V174H126V175L127 176L128 175H132L134 173V169L135 168L134 169L132 168L133 171L130 172L131 168H130V171H128V166L129 165H127V164H125ZM161 165H162V162H161ZM169 165H171V164L169 163ZM169 165L167 164V166H169ZM212 165H214V164L212 163ZM81 166L85 170V174H86L85 176L89 175V170H88L89 168H88L87 163H82ZM140 166L141 167L139 169L141 170V168L144 165H140ZM147 166H146V169H147ZM149 166H148V169H150ZM159 166H157V167H159ZM181 166H180V168H181ZM194 166H193V168L197 167V166L196 167H194ZM92 167H95V166L92 165L91 168ZM98 167H97V170H98ZM154 167H155V169H158L156 166H154ZM171 167L173 168V166H170V168ZM248 167H249V169H248ZM263 167L264 166H262V168ZM105 168H107V164H106ZM122 168H120L119 171ZM93 169H95V168H92V170ZM142 169H145V168L143 167ZM192 169H191V171H192ZM177 170H179V169H177ZM203 170L205 171L204 174L202 173ZM102 171H105V170H102ZM119 171H117L116 179L119 176V181H120V176H121L120 173H122L123 171L122 172H119ZM137 171H138V175H135V178H137L141 174L144 175L143 173H141L143 170L141 172L139 170H137ZM127 172H125V173H127ZM139 172L141 174H139ZM147 172H149V171H147V170L144 171V173H147ZM194 172H193V174H194ZM111 173H114V172H110V175H111ZM199 173L204 175V176L202 175V179H200L201 176L200 177L198 176V175H200ZM124 174H123V177H124ZM193 174H192V177H193ZM255 174H257V175L255 176ZM25 175H27L26 172H25ZM91 175H89V176H91ZM126 175H125L123 180H127ZM147 175L152 176L151 173L147 174ZM94 177L93 178L89 177L90 178L89 180L92 179L91 181L93 182L94 181L93 180ZM113 177H111V178H113ZM133 177H134V175H133ZM142 177H145V176H142ZM203 177H204V180L207 183L209 182V184L211 185V186H209L210 189H208V188L205 189V188H203L204 186L202 187V184H201L200 180H202V182H203ZM262 177H264V176H262ZM262 177H260V178H262ZM121 178H122V176H121ZM205 178H207V180ZM232 178L234 179V181L232 180ZM139 179H140V176H139ZM139 179H137V180H139ZM252 179L254 181H252ZM130 180H132V179L130 178L129 181ZM133 180H134V178H133ZM142 180H144V179L142 178L141 181ZM228 180H231L234 183H235V180L238 182L237 185L236 184L232 185V182H231V184H230V185H232V188L230 187L231 191L230 190H226L225 191V189H227L229 187L228 182H227ZM257 180H259V178H257ZM129 181H122L121 180V184H123V182L124 183L132 182V181H130V182ZM141 181H137V186H139L138 189L141 186V188L139 190L137 189L136 186H134L137 189L136 190V194L138 193V191L141 192V191L144 190L143 188H145V186L142 183L140 185ZM151 182H152V180H151ZM153 182H155V181H153ZM117 183L119 184L118 181H117ZM133 183L135 184V181H133ZM229 183H230V181H229ZM239 183H241V184H239ZM256 183H255V185H256ZM127 184H126V187L129 185V184L128 185ZM158 184H160V185H158ZM131 185H132V183L130 184V186ZM142 185L144 186L143 188H142ZM161 185H162V187H161ZM226 185L228 186L227 188H225ZM257 185H259V184L257 183ZM121 186H123L124 189H125V184L120 185L119 187H121ZM130 186H128V188H127L128 190H129ZM239 186H241V187H239ZM134 187H132L131 190L132 189L135 190ZM258 187L255 190L258 191L260 189L261 192H262L263 191L262 187L261 186H260V188H258ZM161 188H163V189H161ZM124 189L120 190V192L123 191L124 193L125 192L128 193L127 196L128 197L130 196L129 197L130 199L135 198L134 196L138 195V194L136 195L135 192L132 190V192H134V194H132L133 195V197H132V195H131L132 192L129 193V191H131V190L128 191L127 189L126 190H124ZM149 190H146L144 193L147 194L148 192H150ZM160 190L162 191L163 194L161 193ZM213 190H216V191L219 190L220 192L217 193L216 191H213ZM255 190H253L254 193H255V196H253L254 198L251 200V197H250L251 201L249 200V198L246 197L249 200V202H251V203H248V201H246L248 204L251 205L250 206L251 208H249V210L252 213V215H254L253 214L254 210H255V212H257V210H256L257 206L260 204V202H258L259 204L257 205V202H256L257 198L255 199L257 192H255ZM224 191L226 193H228V194L225 193V195H223V196L220 195L221 197L220 196L219 197L221 199L223 198L222 199L223 201L221 199H219L221 201H218L217 200L218 199V195L216 196V194H222V193L224 194ZM175 192H179V193H177L175 195V194H173ZM261 192L259 191L258 193H261ZM126 193H125V195H126ZM213 193H215L214 195L217 197V199H214V198H216L215 196H214V198L212 197ZM246 193H245V195L248 196V191ZM251 193H252V191H251ZM254 193H253V195H254ZM121 194H122L121 197L124 198L125 197V196H123L124 194L122 192H121ZM139 194L140 195H138L137 197L140 196V198H136V201L138 203H136V201L135 202L133 201L134 203H136V205L139 204V201H142L141 200L142 193H139ZM146 194H144V195H146ZM178 194H179V196H177ZM232 194L227 199H230V201L231 200L235 201L234 198H236V197H234V196L236 195V193L233 195V197H232ZM249 195H250V192H249ZM151 196H147L146 198H142L144 203L140 202V205L141 204H145L146 206H148L147 210L150 209V207H151L150 205H153L154 201H156L155 199H157V198L153 199V202L150 204L149 201H147V199H148V197H150L148 199V200H150ZM175 196H176V198H175ZM208 196H211L214 199L212 201L213 205H211V207H213V208H211V209L209 208L210 207L209 205H207V204L205 205V203L208 202V201L206 202V199H207ZM236 196L238 197V195H236ZM241 196H243V195L241 194ZM96 197L97 196H94V198L93 197L90 198L91 199L90 202H91V205L94 206L93 207L94 210L96 209V205L98 204L96 202L97 201ZM171 197H172V199H171ZM211 197H209V202H208L209 204H211V202H210V198ZM123 198H121V199L123 201L125 200L124 203L129 199V198H124V199ZM238 198H241V197H238ZM243 198H244V196H243ZM246 198H244V199L246 200ZM259 198L262 199V200L259 199V200H261V204L260 205H262V203H264V201H263L264 199H263L262 195ZM160 199H161V196H160ZM160 199H158V201L159 202L162 201L163 203L167 200V199L165 200V198H163L164 200L163 199L160 200ZM198 199H199L200 203H202V204H201V208L196 212V209L194 210V208L195 207L197 208V205H194V203L197 204L199 201H197V203H196L195 200H198ZM132 200H135V199H132ZM169 200H167V202H165V204L168 203ZM240 200L238 199V201H240ZM245 200L244 201L242 200V201L245 202ZM108 201H109V199H108ZM129 201L131 202V204H133V202L131 200H128V203H129ZM227 201L225 202L226 204L228 203L227 206H225L226 204H223L224 206H222V204L219 205L217 203V206H215V208L217 209V207H218L219 210H222L224 207L227 209L228 205L229 206L233 205V204L229 203L230 201H228V202ZM242 201H241V205H243ZM252 201L256 202L255 205H257L255 207V209L253 210V212H252V205H253ZM145 202L149 203V205L147 203H145ZM162 202H161V205L157 204V206L159 205L158 206L159 208L161 206V209H162ZM192 202H194V203H192ZM231 202H233V201H231ZM238 203H240V202H237V200H236V203H234L235 206L234 205H233L234 207L230 206L231 210L234 209L235 207L236 208L239 207V212H238L237 209H235V210H237L238 213L242 212L243 216L246 215V219H247L246 221L248 223V218L249 217L247 216V214H244L245 213L244 210H242V209L240 210V206L241 205L239 204L240 205L239 206ZM176 204L173 205L174 208H175ZM13 205L14 204L10 205V208L12 210V212H11L12 216L9 215L10 218L8 216H7V218L5 217L6 219L10 220V225L5 224V222L9 223L4 218L5 214H3V212L5 213V211H3V212L0 211L1 212V214H0V224H3L2 226L4 227V229H3L4 233L1 234L2 236H0V264H13V258L14 257L12 255V252L13 251L15 252V250L11 249L12 247L17 248V251L18 250L20 251V249H21L22 251H20L19 253L24 252V255H23L24 259H22V260L26 261V256H27L25 254L26 246H24L23 240H21V238H19L20 235L18 233L19 232L18 230H20V228L23 227L21 225L22 221L20 222V219H19V218H22V217L15 218L16 216H14L13 214L15 213V214L18 215V213H16L17 212L16 206L14 207ZM126 205H127V202H126L125 206ZM145 205L141 206V207H144L143 212L141 210L142 214L144 213V210L147 208V207H145ZM167 205L168 204L163 205L165 208L162 209V212H161V214H163L164 213L163 210H166V212H165L166 215L165 216H167V214H168L167 212L169 210L168 209L169 207L166 208ZM192 205H194L193 208H192ZM236 205H238V206H236ZM246 205L247 204H245V205H243L241 207H245ZM255 205H253V206H255ZM206 206H208V207H206ZM221 206H222V208H221ZM263 206H264V204H263ZM7 207L9 208V206H7ZM141 207H139V210H140ZM158 207L156 209H159ZM247 207H249V206H247ZM258 207L260 208V206H258ZM8 208H6V209H8ZM123 208H124V205H123ZM154 208L155 207L151 208V212H152V209H154ZM207 208H209L210 210L208 209L209 210L208 211ZM259 208H258V212L260 210ZM126 209H127V210H125L126 214L128 212V214H130L129 216H131V218H132L131 221L134 222V226L132 224V226L134 228H131L132 226L130 224L128 225L129 227L131 226L130 227L131 228L130 229L131 230L130 231L131 232V237L130 238H132V236H134V234L137 232L134 237L137 236L139 238V240L140 239L144 240V241L141 240L143 242L142 244H144L145 246L150 247V245L154 244V241L156 240V238H154L156 236L155 235L156 229H157V231H158V229H159V231H161L159 226H158L159 228H156L155 231L153 232V229L151 228L152 226L149 225V227H148L146 225L148 223V221L150 222V221L154 220L153 222H155V219L153 218V216L149 215V217L153 218V220H150V218L148 217L149 220L147 218L148 221H145L146 218L144 219V215L142 216V214H141V216L143 218L140 216V212L137 209V206L135 208V206L131 207V206L127 205ZM156 209H155L154 214H156V212H157ZM161 209H159V212H160ZM171 209H173V208H171ZM177 209H178V212H177L178 214L176 213V215L185 214V213L179 212V210H181L180 208H177ZM229 209L230 208H228L227 210H229ZM243 209H246V207L243 208ZM261 209H264V207L261 208ZM235 210H233V212H235ZM249 210H247V212H249ZM6 212H7V210H6ZM233 212H229V213H233ZM174 213H175V210H174ZM225 213H226V210H225ZM262 213L264 214L263 210H262L261 214L259 212L260 215H262ZM187 214H185L183 216L185 217ZM222 214L223 213H221V215ZM233 214L235 215V213H233ZM259 214L257 213V215H259ZM6 215H8V212L6 213ZM147 215L148 214L146 213V217H147ZM156 215H154L155 218H156ZM158 215H159L158 216L159 218H162L160 216V214H158ZM211 215H213V216L211 217ZM243 216H239V218L237 217L238 219H236L235 221H237L239 219L242 221L243 220L242 218H244ZM164 217L162 219L158 218V221L159 220H160L159 222H161V220L163 221ZM180 217H181L182 220L186 219V217H185V219H184V217L182 218V216H180ZM218 217H220V215ZM254 217H258V216H256V214H255ZM261 217H260V219H261ZM176 218H178L177 221L180 220L179 216L176 217ZM234 218H236V216ZM15 219L16 220L18 219V220L16 221ZM173 219L175 220V218H173ZM191 219H189V220H191ZM254 219H258V218H254ZM260 219H258V220L261 221ZM182 220L180 222L181 223L183 222L182 224H184L185 222L182 221ZM220 220L221 219L219 218L218 221H220ZM251 220H250V224L251 225L254 224V227H255V230H256L255 233L257 234V231L260 233V234H258V236H260V237H258V239L261 238L260 240H262L263 237H264V224H263L264 221H262L263 222L262 223V222H259L258 220H253V221H251ZM262 220H264V218ZM1 221H2V223H1ZM235 221H234V223H235ZM193 222H191V224ZM152 223L150 222V224H152ZM155 223L158 224V222H155ZM181 223H180L179 227L183 228V231L185 233L186 232L185 231L186 228H185V226L181 227ZM188 223H190V221ZM197 223H194V224L197 226ZM239 223H240V221H238L237 224L235 223V225L237 226V225H239ZM243 223H245V220L242 223H240V225L243 224ZM11 224H13V225H11ZM16 224H17V228H16ZM126 224H128V223H126ZM177 224H179V223H177ZM194 224H192V226ZM250 224H248V228H250L249 227ZM20 225H21V227L18 228V226H20ZM188 225L190 226L189 228L192 229V226L190 224H188ZM243 225L246 228V224H243ZM243 225L239 226L238 229H240V227H242ZM2 226L0 227V230H2V228H3ZM154 226L155 225H153V228H155ZM196 226H195V228H196ZM200 226H198L197 228L200 229ZM236 226H235V228H237ZM251 227H252V228H250L251 230L248 229V230H250L249 232L251 233V236H252V234L256 235L255 233L252 232L253 231L252 229H254L253 226H251ZM233 228H234V225H233ZM245 228H241L243 230L244 234H245V230H244ZM132 229H134L136 232L134 230H132ZM199 229H197V230H199ZM3 230H2V232H3ZM181 230H179V228H178L179 232ZM240 231L241 230H239V232ZM190 232L188 233V231H187V233L191 237V233L195 232V231H192L191 233ZM204 232H202L201 235H203ZM132 233H134V234L132 235ZM180 234H177L178 237H179ZM188 234H186V235H188ZM239 234H241V233H239ZM244 234H242L241 236L238 235L239 237H237L238 238L237 240H239V239L242 240L241 237H243ZM246 234H247V232H246ZM246 234L244 236H246ZM181 235H183V233ZM193 235H195V234L193 233ZM157 236H158V234H157ZM196 236L201 237L199 234H196ZM236 236H235V238H236ZM249 236H250V234H249ZM134 237L132 238V241H134L136 239ZM183 237H184V235H183ZM183 237H182V239H183L182 242H184V240L188 241V243L191 242V241H189L187 239H184ZM185 237H188V236H185ZM229 237H228V239H229ZM252 237H253L252 238V242L253 241L257 242L258 241L257 239H256L257 241L254 239L256 237H254V236H252ZM235 238L230 239L232 242H229V243H233V244L236 243L237 245H239L241 243V241L239 242V241L236 240L239 243L238 244L237 242L234 241ZM22 239H24V238H22ZM245 239H246V237H245ZM246 240H247V242L243 241V243H245V244L248 243L249 240L248 239H246ZM138 241L136 239V242L132 243V246L130 245L132 247V249L130 248L131 251H132L131 253L133 255L132 257L134 258L133 260L136 261L135 262L136 264L139 261H142L141 260L142 257L144 259L146 257V256L145 257L143 256V253H142L143 250L140 249V247H142V246H140V245H142L141 242H140V244L138 243L139 246H140L138 248V245L136 244ZM157 241H160V240H157ZM144 242H146V244L148 243L150 245H146ZM252 242L250 241L249 243H250V245L252 247L256 246V248H254V250L251 249L252 247L249 244L248 245L246 244V246L247 247L249 246L250 248L249 247L248 248L250 250L244 244L241 243L242 247L244 245L243 248H247V249H244L241 252L244 253L245 250H248L247 253H249V252H251L253 250V252L255 251V253L257 251L258 252L257 254L259 255L261 251H264V241H263V244H261L262 242L260 241V242H257L256 245H254V244L252 245L251 244ZM255 242H253V243H255ZM185 243L187 244V242H185ZM211 243H210V245H211ZM182 244H184V243H182ZM182 244L180 243L181 246H182ZM233 244H231V245H233ZM187 245H189V244H187ZM237 245H236V247L234 246V248H237V249H233V252L235 250H238V248L242 249L241 246H240L241 247L240 248V247H237ZM208 246H207V248H208ZM142 248H144V247H142ZM151 248H153V247L151 246ZM188 248H190V247H188ZM188 248L185 249V251L182 248H180V249H182L184 251V254L181 252V254H182L181 256H183V257L186 256L188 258V260L194 261L195 263L197 262V264H199V263L200 264H209L207 262V258H205L204 256H200V255L204 254L203 253L204 251L202 253H200L199 255H198L199 252H196L197 255H195L196 253L195 254L190 253ZM207 248H204V250H206ZM228 248H229V250H228ZM115 249L116 248H114V250ZM139 249L141 250L142 257L140 256L141 253L139 252L140 251ZM219 249L218 248L213 249V252H211L212 254L210 256H212L215 253V251H217V250L219 252L220 251ZM168 250H170V249H168ZM170 252H171V250H170ZM223 252H221L220 254H222ZM230 252L233 253L232 250ZM52 253H51V255H52ZM145 253H146V250L144 252V255H146ZM208 253H209V251H208ZM169 255H170V257L172 256L171 258L176 259V253L175 254L172 253V255L170 253ZM206 255L208 256L209 254L206 253ZM246 255H248V254H246ZM215 256H217L216 253L214 254V256H212V259H214ZM255 256H257V255L256 254L253 255L252 252L249 253L248 256L244 257V260L247 259L248 261L245 260V262H244V260H243V264H245L247 262H248L247 264H260V263H257V259H256L257 257L255 258ZM49 257H50V255H49ZM50 258H48L49 264L57 263V260H56V262L52 261L53 257L51 258L52 260ZM179 258H181V257H179ZM144 259H143V261H144V263H146V259L145 260ZM259 259L261 260V258H259ZM181 260H182V258H181ZM215 260H216V258H215ZM143 261H142V264H143ZM147 261H151L152 262V260H150V259L147 260ZM175 261H177V260H175ZM179 262H180V260H179ZM211 262H210V264H212ZM15 263H16V261H15ZM28 264H33V263L29 262Z\"/></svg>",
  "mask_w": 264,
  "mask_h": 264
}]
</instances>
